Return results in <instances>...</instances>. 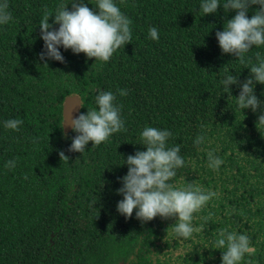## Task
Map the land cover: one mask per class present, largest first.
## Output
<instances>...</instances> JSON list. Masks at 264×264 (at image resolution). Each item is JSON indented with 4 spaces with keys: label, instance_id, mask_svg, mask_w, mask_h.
<instances>
[{
    "label": "trees",
    "instance_id": "obj_1",
    "mask_svg": "<svg viewBox=\"0 0 264 264\" xmlns=\"http://www.w3.org/2000/svg\"><path fill=\"white\" fill-rule=\"evenodd\" d=\"M72 2L8 0L12 20L0 25V264H222L214 240L225 228L250 238L254 251L240 264H264V133L258 113L238 108L239 87L226 92L221 83L226 75L245 81L264 46L245 63L222 52L216 32L235 15L224 13L226 0L204 17L202 0H114L131 20V43L108 62L61 47L65 63L43 64L44 11L71 10ZM82 2L95 10L97 0ZM255 90L264 102V85ZM101 91L116 96L126 130L70 152L76 133L65 138L62 129L66 96L80 95L86 114ZM9 119L23 121L18 131L4 126ZM148 126L172 133L168 147L181 146L186 166L172 183L218 194L194 214L202 230L190 240L165 237L175 219L142 223L135 211L130 219L117 211L123 156L146 150L140 134ZM198 136L204 143L195 144ZM210 151L223 161L218 170L209 167Z\"/></svg>",
    "mask_w": 264,
    "mask_h": 264
},
{
    "label": "clouds",
    "instance_id": "obj_2",
    "mask_svg": "<svg viewBox=\"0 0 264 264\" xmlns=\"http://www.w3.org/2000/svg\"><path fill=\"white\" fill-rule=\"evenodd\" d=\"M253 6L258 7L249 18L248 13ZM8 8V0H0V25H7L12 20ZM220 8V0H202L199 11L204 17L217 13ZM222 8L224 13L235 12V15L226 20L223 31L216 32L219 47L224 54L233 55L245 63L246 53L253 47L264 46V0H226ZM52 18L53 23H50ZM130 25L131 20L115 5L114 0H97L95 10L82 0H73L71 10L68 5L58 6L55 14L45 9L39 22L40 38L44 41V51L39 58L46 65L49 60L65 63L60 51L63 47L75 54L84 53L89 59L108 62L118 49L131 43ZM149 37L159 39L156 27L149 28ZM249 69V77L245 81L241 82L235 75H226L221 83L226 92L232 91L231 85L239 87L237 106L242 111L251 109L253 113H258L256 127L262 135L264 102L256 95L255 87L257 84L264 85V59L257 54V62ZM119 94L127 95V91L120 90ZM115 100L116 96L111 91H101L95 97L96 108L87 109L86 114L81 112L78 116L65 114L63 128L71 127L76 133L71 137L70 152L83 153L90 142L96 147L114 133L126 130ZM22 123V120L9 119L4 126L18 131ZM64 134L67 138V132ZM140 135V145L146 150H138L126 158L122 155L128 172L121 178L122 187L117 190V194L123 197L117 204V211L128 219L135 211L136 218L142 223L158 216L175 219V223L166 229L165 237L190 240L202 230V227L194 226V214L218 194L191 182L187 186L172 183L177 169L185 167L186 162L180 155V145L167 146L172 135L170 131L148 126ZM202 143L204 137L198 136L195 144ZM59 156L61 161L69 159L63 151L59 152ZM208 161L209 167L217 170L223 163L212 151L208 153ZM6 166L14 167L15 160H9ZM214 246L217 250L224 249L221 251L222 264H240L246 253L254 251L247 235L230 232L227 228L217 233Z\"/></svg>",
    "mask_w": 264,
    "mask_h": 264
},
{
    "label": "water",
    "instance_id": "obj_3",
    "mask_svg": "<svg viewBox=\"0 0 264 264\" xmlns=\"http://www.w3.org/2000/svg\"><path fill=\"white\" fill-rule=\"evenodd\" d=\"M83 107V101H82V97L78 94H70L68 96H66L64 103H63V112H62V116H63V123H64V116L65 114L68 115L69 117L71 116V114L73 113L74 116H78L81 111H82V107ZM64 129V133L67 132V138L69 136V134L73 131L71 127H65ZM65 136V134H64ZM66 138V136H65Z\"/></svg>",
    "mask_w": 264,
    "mask_h": 264
}]
</instances>
